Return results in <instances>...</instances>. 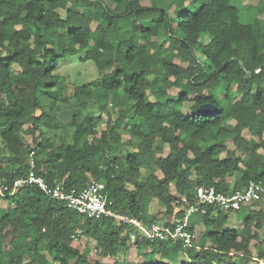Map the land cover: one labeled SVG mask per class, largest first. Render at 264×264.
Returning <instances> with one entry per match:
<instances>
[{"label":"trees","instance_id":"trees-1","mask_svg":"<svg viewBox=\"0 0 264 264\" xmlns=\"http://www.w3.org/2000/svg\"><path fill=\"white\" fill-rule=\"evenodd\" d=\"M190 1L193 9L171 15L139 0H0V264H264V193L237 210L202 206L189 218L186 247L121 219L88 217L36 185H13L33 151L34 171L50 185L78 193L102 181L110 208L173 225L199 186L264 184V17L256 16L264 0L249 22L236 0ZM122 19L130 21L114 25ZM80 54L100 79L65 94L56 69ZM123 95L127 110L113 119L109 106ZM206 102L217 115L198 111ZM64 108L73 112L67 124L57 118ZM232 211L247 212L241 228L226 224ZM79 237L95 254L73 245Z\"/></svg>","mask_w":264,"mask_h":264},{"label":"built area","instance_id":"built-area-1","mask_svg":"<svg viewBox=\"0 0 264 264\" xmlns=\"http://www.w3.org/2000/svg\"><path fill=\"white\" fill-rule=\"evenodd\" d=\"M28 159L29 170L25 177L14 181V187H19L23 184L36 185L50 199L62 201L67 207L88 217H114L121 219L136 226L148 239H178L186 247L192 244L194 237V232L189 227V218L198 211L204 212L202 206L211 205L223 209L237 210L242 205L258 201L261 194L264 193V184L254 180L248 181L243 188L230 192L218 191L213 186H199L196 188V203L189 205L184 214L175 219L173 225H167L157 221L152 222L150 225H144L139 220L110 208L111 201L102 181L91 179L78 193L67 191L62 184L50 185L43 176L35 173L33 151H30ZM6 190L7 186L0 184V192L4 193Z\"/></svg>","mask_w":264,"mask_h":264},{"label":"rangeland","instance_id":"rangeland-1","mask_svg":"<svg viewBox=\"0 0 264 264\" xmlns=\"http://www.w3.org/2000/svg\"><path fill=\"white\" fill-rule=\"evenodd\" d=\"M139 2L141 3V5L145 7L162 8L171 15H173L182 4L184 5L185 9H189V10L193 9V4L190 0H139ZM236 2L239 9V17L242 21L249 22L257 14V10H256L257 0H236ZM111 8L112 11L118 13L123 11V6L113 5ZM256 16L264 17V12L259 15L257 14ZM128 21L130 20L122 19L119 20V22H114V25H127ZM197 56L201 57L198 53ZM79 57H81V54L69 55L68 57L63 58L59 61V65L55 73L57 74V77L60 80L59 83L62 86L63 92L65 94H69L75 85L82 84L84 82L93 85L96 84V82L100 79L93 62L89 60L80 61ZM171 91L174 93L177 92L176 89ZM215 99L220 100L221 102L225 101V99H223V93L215 92ZM61 105L66 106L65 103H61ZM109 107L111 111V118L113 119L116 118L121 109L127 110L125 96L124 95L121 96L119 105L115 107L112 106ZM35 113L36 115H39L40 110L36 109ZM95 113H97V111H95ZM101 117L102 118L99 121V127H103L105 125V121L108 119L105 115L102 114ZM125 123H128L126 127L129 129L130 122L125 121ZM232 123L233 121L230 122V124ZM53 127L51 129H53ZM57 127H61V125H58ZM67 130L70 131L71 128L67 126ZM53 132H56L55 129H53ZM128 136L129 135L126 130H121V139L123 142L127 140ZM192 216L194 217L195 214ZM246 216H247V212H242V211L232 212L229 215L226 224L232 227L241 228V222ZM134 237L135 236L133 235L132 239H134ZM73 245H79L81 248L87 246L91 250V253L95 254L93 244L88 242V240L84 237H79L74 239ZM130 257L132 258V256ZM121 258L122 257H120L119 259L121 260Z\"/></svg>","mask_w":264,"mask_h":264},{"label":"water","instance_id":"water-1","mask_svg":"<svg viewBox=\"0 0 264 264\" xmlns=\"http://www.w3.org/2000/svg\"><path fill=\"white\" fill-rule=\"evenodd\" d=\"M231 59H236V57H232ZM242 70L246 75H252L253 71L247 70L242 61H239ZM264 66V62L261 64V67ZM198 111L205 116H215L218 113V107L213 103L206 102L202 103L198 107ZM58 120L61 123L67 124L70 123L73 119V112L70 109L61 110L57 115Z\"/></svg>","mask_w":264,"mask_h":264},{"label":"crops","instance_id":"crops-1","mask_svg":"<svg viewBox=\"0 0 264 264\" xmlns=\"http://www.w3.org/2000/svg\"><path fill=\"white\" fill-rule=\"evenodd\" d=\"M257 207V206H256ZM258 207H259V205H258ZM257 207V208H258ZM232 212H236V211H232ZM231 212V213H232ZM242 223V222H241ZM200 229H203V226H202V223L201 222H197L196 224H195V230H200Z\"/></svg>","mask_w":264,"mask_h":264}]
</instances>
